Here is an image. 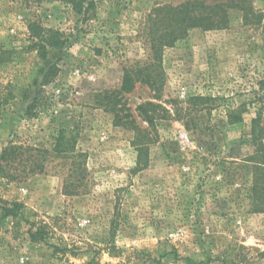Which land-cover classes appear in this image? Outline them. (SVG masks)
<instances>
[{
	"label": "rangeland",
	"instance_id": "obj_1",
	"mask_svg": "<svg viewBox=\"0 0 264 264\" xmlns=\"http://www.w3.org/2000/svg\"><path fill=\"white\" fill-rule=\"evenodd\" d=\"M94 1L84 17L63 0H0V154L14 139L51 144L62 127L86 154L76 195L61 160L25 181L0 177V198L49 226L48 242L34 243L24 221L0 222V264H264L253 191L264 165V0H247L258 25L230 9L225 26L163 47L169 7L189 0ZM32 22L67 44L42 59ZM153 63L164 74L158 93L137 83L124 94L142 133L94 105L91 94L119 90L125 70ZM53 65L55 102L29 118ZM148 102L153 125L138 111Z\"/></svg>",
	"mask_w": 264,
	"mask_h": 264
},
{
	"label": "trees",
	"instance_id": "obj_2",
	"mask_svg": "<svg viewBox=\"0 0 264 264\" xmlns=\"http://www.w3.org/2000/svg\"><path fill=\"white\" fill-rule=\"evenodd\" d=\"M63 1L70 4L75 12L84 17L88 16L90 10L95 6L94 0ZM230 9L241 10L248 24L258 25L261 23L263 16L257 14L247 0H229L228 2L213 0L212 3H209L208 0H189L178 6L169 7V11L172 13V30L170 32L172 40L164 42L165 29L159 37L160 47H163L164 43L172 45L183 39L191 29L212 30L225 26L228 23ZM165 20L163 18L162 21ZM30 30L33 40L32 48L37 50L42 59L47 58L50 49H61L67 44L68 40L60 30L44 28L38 22H32ZM154 54H156V48H154ZM153 67H156L154 63L137 69L125 70L122 86L119 90L91 94L94 98V105L111 111L115 116L116 125L140 132L141 130L133 113L124 101V94L132 92L137 83L147 85L157 94L163 85L164 74L154 70ZM59 71L58 66L53 65L45 73L41 89L27 107L26 115L29 118L35 117L40 108H48L55 102L54 94H50L46 87L55 81ZM154 106L153 103L148 102L138 108L141 117L151 125L154 123L156 111L150 112L149 108ZM259 120L260 116L254 119L252 123H258ZM256 129H253L255 134ZM76 144L77 135H75L74 130L67 127L57 130L51 144L33 143L30 139H14L3 148L0 154V177L9 182L25 181L30 177L45 173L50 162L61 160L62 166H69L66 191L70 195H76L83 186L82 181L85 178L84 172L86 169L84 166L86 154L78 151ZM254 182L255 210L264 212V165L256 166ZM0 210L2 211L0 222L7 221L10 218L24 221L30 227L27 233L31 242H48V224L44 221L33 222L27 216L24 204L9 202L0 198ZM89 264L101 263L93 261Z\"/></svg>",
	"mask_w": 264,
	"mask_h": 264
},
{
	"label": "built area",
	"instance_id": "obj_3",
	"mask_svg": "<svg viewBox=\"0 0 264 264\" xmlns=\"http://www.w3.org/2000/svg\"><path fill=\"white\" fill-rule=\"evenodd\" d=\"M182 139L184 142H189V138L186 135H182Z\"/></svg>",
	"mask_w": 264,
	"mask_h": 264
}]
</instances>
